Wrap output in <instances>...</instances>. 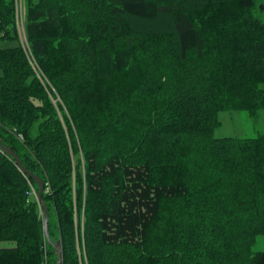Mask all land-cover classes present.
Wrapping results in <instances>:
<instances>
[{
	"label": "trees",
	"instance_id": "obj_1",
	"mask_svg": "<svg viewBox=\"0 0 264 264\" xmlns=\"http://www.w3.org/2000/svg\"><path fill=\"white\" fill-rule=\"evenodd\" d=\"M260 4L23 0L42 81L0 0V145L63 264H264V134L214 136L264 112ZM30 184L0 149V264H57Z\"/></svg>",
	"mask_w": 264,
	"mask_h": 264
},
{
	"label": "rangeland",
	"instance_id": "obj_2",
	"mask_svg": "<svg viewBox=\"0 0 264 264\" xmlns=\"http://www.w3.org/2000/svg\"><path fill=\"white\" fill-rule=\"evenodd\" d=\"M21 0H16L17 5V21L18 17L20 18L21 22V11L18 10V2L20 3ZM260 7L264 4V0H261ZM24 12V7L22 9V13ZM23 17V15H22ZM20 32L21 40L25 47V51L29 57L31 65L35 70V73L39 78L42 79L40 68L35 63V59L33 55L30 53L29 46L27 45V39L25 33ZM4 45L0 43V48ZM47 81V80H45ZM59 100V99H57ZM220 125L215 130L214 136L216 138H257L258 136L264 134V112L261 113L260 118L255 120L254 118L250 117L248 113L241 112L238 110H224L219 112L218 114ZM43 214V212H42ZM45 234V233H44ZM50 234V233H49ZM12 244H8L7 246H11ZM254 252H261L264 251V236H260L257 239L255 246L253 247ZM85 256V250L83 251ZM86 257V256H85Z\"/></svg>",
	"mask_w": 264,
	"mask_h": 264
},
{
	"label": "water",
	"instance_id": "obj_3",
	"mask_svg": "<svg viewBox=\"0 0 264 264\" xmlns=\"http://www.w3.org/2000/svg\"><path fill=\"white\" fill-rule=\"evenodd\" d=\"M0 149L8 156H10L12 159H14L15 163L18 165L19 169L21 171H23L26 175H28L29 177H31L35 183L38 185V201L42 204L44 213H45V221H44V233H45V237H46V241L53 246V248L55 249V253L57 255V264H63V249H62V245L61 243H55L52 241L51 236L49 234V228H48V221H49V210L47 207V204L43 201V193H44V189H45V184L43 182V180L35 175H33L32 173H30L29 171H27L23 165V163L21 162L20 158L18 157V155L12 151L11 149L8 148H4L0 145Z\"/></svg>",
	"mask_w": 264,
	"mask_h": 264
},
{
	"label": "built area",
	"instance_id": "obj_4",
	"mask_svg": "<svg viewBox=\"0 0 264 264\" xmlns=\"http://www.w3.org/2000/svg\"><path fill=\"white\" fill-rule=\"evenodd\" d=\"M22 9H23V0H21L20 3L18 2V10L21 11V22L23 20V23H20V18L18 17V26H19V30L21 32L25 33V30H24V17H22V15L24 16V12L22 13ZM30 187H31V194L37 196V193H36V190H35L34 186L32 184H30Z\"/></svg>",
	"mask_w": 264,
	"mask_h": 264
}]
</instances>
